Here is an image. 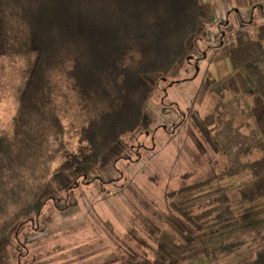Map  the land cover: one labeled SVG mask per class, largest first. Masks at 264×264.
<instances>
[{
    "label": "rangeland",
    "instance_id": "1",
    "mask_svg": "<svg viewBox=\"0 0 264 264\" xmlns=\"http://www.w3.org/2000/svg\"><path fill=\"white\" fill-rule=\"evenodd\" d=\"M200 13L176 67L147 75L151 121L122 135L97 165L57 169L96 113L82 108L63 70L52 73L65 148L30 216L0 238V264H242L264 243L248 235L264 226V198L236 201L237 222L228 227L204 214L210 192L238 198L246 164L259 155L260 107L249 90L235 93L225 82L234 33L244 27L256 36L264 0H200ZM28 60L0 57V136L13 129ZM242 238L235 251L214 249Z\"/></svg>",
    "mask_w": 264,
    "mask_h": 264
},
{
    "label": "trees",
    "instance_id": "2",
    "mask_svg": "<svg viewBox=\"0 0 264 264\" xmlns=\"http://www.w3.org/2000/svg\"><path fill=\"white\" fill-rule=\"evenodd\" d=\"M200 17V0H0V57H29L13 129L0 136V238L30 216L65 148L52 73L63 70L82 108L96 113L78 129L77 152L57 169L97 165L122 135L151 121L147 75L176 67ZM256 29V36L236 29L233 74L225 86L250 91L253 107H260L255 133L263 139L256 145L259 155L246 164L249 176L238 198L210 192L204 214L221 227L237 222L236 201L264 198V23ZM248 235L264 241V226ZM243 242L224 241L214 249L232 252ZM242 264H264V243Z\"/></svg>",
    "mask_w": 264,
    "mask_h": 264
}]
</instances>
